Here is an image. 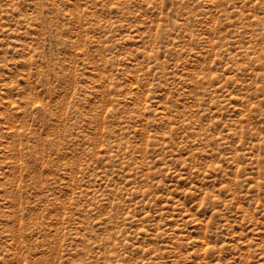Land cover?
<instances>
[{"label": "rangeland", "instance_id": "obj_1", "mask_svg": "<svg viewBox=\"0 0 264 264\" xmlns=\"http://www.w3.org/2000/svg\"><path fill=\"white\" fill-rule=\"evenodd\" d=\"M0 264H264V0H0Z\"/></svg>", "mask_w": 264, "mask_h": 264}]
</instances>
